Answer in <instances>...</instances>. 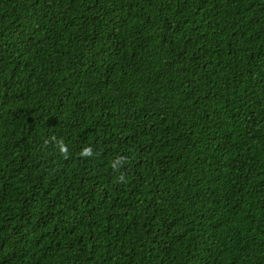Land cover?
I'll list each match as a JSON object with an SVG mask.
<instances>
[{
	"label": "trees",
	"instance_id": "16d2710c",
	"mask_svg": "<svg viewBox=\"0 0 264 264\" xmlns=\"http://www.w3.org/2000/svg\"><path fill=\"white\" fill-rule=\"evenodd\" d=\"M0 264H264V0H0Z\"/></svg>",
	"mask_w": 264,
	"mask_h": 264
}]
</instances>
